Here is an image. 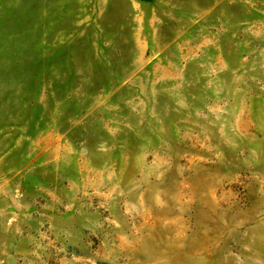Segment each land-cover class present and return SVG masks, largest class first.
Segmentation results:
<instances>
[{"label": "rangeland", "instance_id": "374dc122", "mask_svg": "<svg viewBox=\"0 0 264 264\" xmlns=\"http://www.w3.org/2000/svg\"><path fill=\"white\" fill-rule=\"evenodd\" d=\"M0 264H264V0H0Z\"/></svg>", "mask_w": 264, "mask_h": 264}]
</instances>
